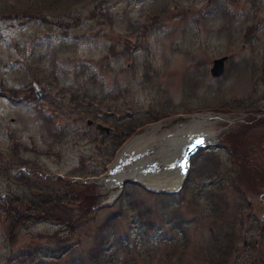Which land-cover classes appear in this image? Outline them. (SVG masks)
I'll list each match as a JSON object with an SVG mask.
<instances>
[{"label":"rangeland","instance_id":"1","mask_svg":"<svg viewBox=\"0 0 264 264\" xmlns=\"http://www.w3.org/2000/svg\"><path fill=\"white\" fill-rule=\"evenodd\" d=\"M35 12L0 10V264H218L221 244L227 264H261L264 0H59ZM196 126L213 144L179 187L108 180L132 169L128 156L114 173L144 133L135 157L159 176L165 139ZM43 193L66 201L50 209L64 220H26L11 243L6 208Z\"/></svg>","mask_w":264,"mask_h":264},{"label":"trees","instance_id":"2","mask_svg":"<svg viewBox=\"0 0 264 264\" xmlns=\"http://www.w3.org/2000/svg\"><path fill=\"white\" fill-rule=\"evenodd\" d=\"M29 1V2H28ZM59 0H35V1H30V0H20L19 2H17L16 4H12L7 5V4H2L0 6V10H4V11H11L14 12L16 14H26L28 13V15L30 14H36L35 11H38L44 7L47 8H51V5L53 4V2H57ZM66 1V0H65ZM68 1V0H67ZM30 3H34V5H31ZM10 9V10H9ZM36 9V10H35ZM34 11V12H33ZM264 60V58H263ZM263 70H264V64L262 65ZM247 106V104H245ZM222 108L227 107V106H223L221 105ZM254 111H259V110H254ZM257 116H260L259 114ZM137 121H135L134 119L128 118L126 121H124V123H121L123 125H125L124 129L125 130H129L128 132H131V129H129L130 126H136L137 125ZM121 124H114L113 129L115 130V134L117 132V129L120 127ZM122 125V127H123ZM76 181H72L70 182L71 184H75ZM26 200V201H25ZM23 206H21L22 208L19 209V211L17 210L18 208L15 207L13 204L10 205L9 207L6 208L7 211V216H6V220L8 221V239L11 243L14 242L15 239V235H17L18 229L20 228L21 225H23L25 223L26 220H31V218L35 219L36 216L40 217L41 214H45V215H49L50 217H53L54 214L52 213L53 211H51V208L54 207H64L66 205V201L58 196H52L49 194H38V196L32 198L29 200L28 199H24L20 201ZM57 220H60L62 217H56ZM62 221L64 220L63 218L61 219ZM66 225L67 228H74L72 227V221L67 218L66 219ZM98 236V235H97ZM182 240L185 238L183 236H185V233H183L182 235ZM104 239L105 235H101L100 237L98 236L97 238H95V242L99 245L102 246L104 243ZM61 239L60 238H56L55 241L57 243H59ZM181 240V241H182ZM174 241V240H172ZM180 241V242H181ZM179 244V243H177ZM174 245V244H173ZM176 248V247H175ZM226 246L221 244V251L224 252L223 254H221V259L218 261V264H227V260H228V253H226L225 250ZM69 250V248L67 249V251ZM66 251V252H67ZM102 257L98 254L97 256V260H100L99 262L102 264H105V261L101 259ZM82 263V261L80 262Z\"/></svg>","mask_w":264,"mask_h":264},{"label":"bare ground","instance_id":"3","mask_svg":"<svg viewBox=\"0 0 264 264\" xmlns=\"http://www.w3.org/2000/svg\"><path fill=\"white\" fill-rule=\"evenodd\" d=\"M144 134L134 137L126 145V147L121 151V153L118 156V162L114 166V169H115L114 173L122 171L124 169L125 170L130 169L128 168V166L122 167L120 164V162L125 157H128V156L129 157L127 159H129V162H130L129 167H132V169H130V171H127V173H124L119 177H115L112 175L111 177L108 178V180L112 181L113 183L119 186L121 179L124 178L125 176H128V177H134L140 180L141 182L151 187H154V188H159V189L175 188L178 185V183L181 181V176L177 174L176 169L170 168V161L174 157H176L177 154H179L181 145L185 141L186 139L185 137L187 134H179L177 136L176 134L175 136L170 135L165 139V143L163 144V147L165 151L164 153H166V158L164 159V161L168 163V166H167L168 168L167 169L163 168L165 172H161L159 176H155V177L146 176V173H148L149 171L146 170L145 168H147V165L149 164H144L145 163L144 161L142 160L138 161L137 157H135L134 151H136V156H137V152H138L137 149L147 148L149 145L148 141L147 142L144 141L145 140ZM173 149H176L175 153L173 152ZM198 150L196 152H198ZM142 168H144L143 169L144 171H142Z\"/></svg>","mask_w":264,"mask_h":264},{"label":"water","instance_id":"4","mask_svg":"<svg viewBox=\"0 0 264 264\" xmlns=\"http://www.w3.org/2000/svg\"><path fill=\"white\" fill-rule=\"evenodd\" d=\"M228 58V55L227 54H223V55H220V56H216L212 59V64L209 68V71L212 75L214 76H219L222 74L223 70H224V67H225V61L226 59ZM127 65H129V63H127ZM34 85L36 86V94L37 96H40L41 94V90L40 88L38 87V85L34 82ZM86 124L87 125H91L92 123H94V130L95 131H104L106 133H109L111 128L109 125L107 124H104L102 122H99V121H93V119L91 118H86Z\"/></svg>","mask_w":264,"mask_h":264},{"label":"snow or ice","instance_id":"5","mask_svg":"<svg viewBox=\"0 0 264 264\" xmlns=\"http://www.w3.org/2000/svg\"><path fill=\"white\" fill-rule=\"evenodd\" d=\"M203 143H204L203 139H197L192 147L195 148L196 145H202ZM185 163H186V159H185Z\"/></svg>","mask_w":264,"mask_h":264},{"label":"flooded vegetation","instance_id":"6","mask_svg":"<svg viewBox=\"0 0 264 264\" xmlns=\"http://www.w3.org/2000/svg\"><path fill=\"white\" fill-rule=\"evenodd\" d=\"M35 92H36V91H35ZM41 94L43 95L42 90H41ZM41 94H40V95H41ZM36 95H37V94H36ZM263 263H264V259L262 258V259H261V264H263Z\"/></svg>","mask_w":264,"mask_h":264}]
</instances>
